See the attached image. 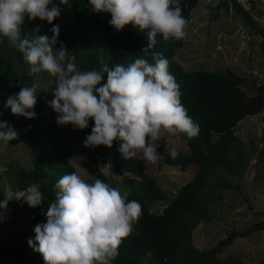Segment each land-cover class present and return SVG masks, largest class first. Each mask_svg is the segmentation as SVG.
Here are the masks:
<instances>
[{
    "label": "trees",
    "instance_id": "obj_1",
    "mask_svg": "<svg viewBox=\"0 0 264 264\" xmlns=\"http://www.w3.org/2000/svg\"><path fill=\"white\" fill-rule=\"evenodd\" d=\"M52 2L56 3V0ZM60 2L61 0L58 4L61 8L69 7L73 11L79 24H86L93 29L90 36H82L74 24L66 23L60 18L50 25L47 21H30L25 17L21 37L31 39L36 34L51 37V28L58 25L59 37L53 51L63 45L70 55L75 56V63L81 71L100 70L103 65L110 69L117 64L127 66L138 56H143L142 49L148 45L146 34L131 26L116 31L109 24L110 14L94 13L89 0H63V4ZM196 3L197 0H181L182 15L187 21ZM220 6L226 12L232 11L234 15H238L246 26L264 34L255 25L248 11L236 0H222ZM0 40L3 41L0 43V121H7L27 141L31 162L29 169L12 168L10 174L15 190H23L34 182L47 180L41 184L44 193L41 206L29 208L22 201L33 214V222L43 223L46 222L43 213L47 212L48 204L55 199V184L60 177L75 170L67 160L70 153L57 122L51 118L49 126H40L35 119L47 100L39 89L37 104L32 109L35 113L33 119L14 116L10 109L5 108L7 98L17 95L21 87L31 86L34 77L29 75V66L22 54L9 47L6 38L0 37ZM182 42L183 38L165 41L158 36L154 50L163 53L168 59L169 71L180 87L181 103L188 116L199 125V133L191 139L186 134H177L184 141L187 152L178 155L175 160L160 142L157 151L163 164L183 169L188 167L194 171L191 179L178 189L159 215L152 213L150 207L162 203L166 194L143 160L137 155L124 160L118 151L119 140L114 141L111 148H86L84 141L94 127V121L89 120L88 128L82 130V146L89 155L90 176L114 187L99 168L98 157H101L104 164L109 165L110 170L129 188L127 200L138 201L142 209L131 233L122 240L118 255L111 264H243L240 256L224 255L223 250L236 239L248 238L264 231L263 218L244 230L228 231L224 238L210 248L201 249L194 244V231L201 222L210 218L209 205L216 194L229 188L240 191V187L225 179L222 173L241 181L246 169L252 166L253 180L264 181V99L257 100L264 90L260 87L255 90L253 87L250 95L246 96L243 89L245 80L230 70L185 71L174 61ZM148 59L151 62V58ZM106 79L105 75L102 83H106ZM48 110L53 115V110ZM258 114H262L263 124L259 147L252 141L247 145L234 133V129L244 118ZM242 197L245 198V195ZM31 240L34 241L35 237ZM8 251L9 248L0 243V259ZM34 253L43 259L38 252Z\"/></svg>",
    "mask_w": 264,
    "mask_h": 264
},
{
    "label": "clouds",
    "instance_id": "obj_2",
    "mask_svg": "<svg viewBox=\"0 0 264 264\" xmlns=\"http://www.w3.org/2000/svg\"><path fill=\"white\" fill-rule=\"evenodd\" d=\"M89 6L94 13L110 14L109 24L118 32L131 26L146 34L143 56L127 66L117 64L110 69L103 65L100 70L81 71L75 56L63 45L53 51L58 25L51 28V37L22 38L25 17L51 25L60 16L61 10L52 0H0V37L22 54L30 76L47 73L55 78L49 106L57 113L58 125L83 130L89 120L94 121L84 147L111 148L119 140L118 151L124 160L141 152L146 162L155 163L165 132L183 133L189 139L199 133V125L181 103L180 87L169 71L168 59L154 50L158 36L165 41L185 36L188 21L182 15L181 0H89ZM105 75L106 83H102ZM38 88L35 81L21 87L17 95L7 98L5 108L14 116L33 119ZM18 138L11 124L0 121V142L7 146ZM166 150L175 160L177 150L167 145ZM109 174L113 173L104 172ZM46 182L43 179L9 193L0 201V208L6 209L13 199L29 208L41 206V184ZM55 189V199L43 213L46 222L35 226V240L30 239L29 246L43 257L44 264H110L141 215L140 203L128 201L127 191L121 193L101 179L86 182L76 172L60 177Z\"/></svg>",
    "mask_w": 264,
    "mask_h": 264
},
{
    "label": "rangeland",
    "instance_id": "obj_3",
    "mask_svg": "<svg viewBox=\"0 0 264 264\" xmlns=\"http://www.w3.org/2000/svg\"><path fill=\"white\" fill-rule=\"evenodd\" d=\"M221 1L197 0L195 8L189 13L182 47L177 51L174 61L188 72L230 70L245 80L243 89L246 96L250 95L253 87L255 90L258 87L264 90V34L246 26L232 11L226 12L220 6ZM236 1L248 11L255 25L264 33V0ZM58 3L59 0L52 2L61 10L58 18L74 24L82 36H90L93 29L86 24H79L73 11L69 7L61 8ZM34 81L39 84V91L47 97L46 104L38 111L35 119L40 126H49V119L57 121V113L49 106L54 98L52 88L55 87V78L41 73L34 77ZM261 95L257 98L258 101L264 99L263 92ZM48 108L53 110V115L49 114ZM261 118L262 114L244 118L238 123L234 133L247 145L252 141L259 147L263 127ZM58 129L70 153L68 162L86 182H94L89 174V155L82 146V130L70 124L58 125ZM17 133L19 138L10 141L7 146L0 142V201L16 191L10 169L31 167L28 143L18 131ZM162 138L159 142L163 149L166 150L167 145L168 149L175 148L178 155L187 152L184 141L177 134L169 135L165 132ZM137 156L152 171L154 179L166 194L162 203L150 207L152 213L159 215L178 189L191 179L194 170L165 165L159 156L155 163L146 162L141 152ZM98 165L103 174L113 173L101 157H98ZM222 175L233 185H238L240 191L229 188L216 194L209 205L210 218L201 222L194 231V244L201 249L215 245L230 230H244L264 218V181L253 180V167L246 169L241 181L226 173ZM105 176L121 193L129 191L116 174ZM33 219V214L22 201L13 199L8 202L6 209L0 208V243L9 248L1 256L0 264H44V260L28 244L35 237L34 228L37 224ZM223 254L240 256L243 264H264V231L254 233L248 238L236 239L223 250Z\"/></svg>",
    "mask_w": 264,
    "mask_h": 264
},
{
    "label": "crops",
    "instance_id": "obj_4",
    "mask_svg": "<svg viewBox=\"0 0 264 264\" xmlns=\"http://www.w3.org/2000/svg\"><path fill=\"white\" fill-rule=\"evenodd\" d=\"M164 208V207H163Z\"/></svg>",
    "mask_w": 264,
    "mask_h": 264
}]
</instances>
